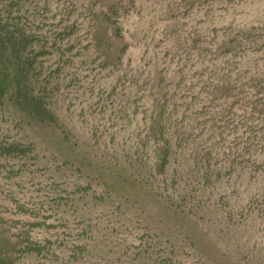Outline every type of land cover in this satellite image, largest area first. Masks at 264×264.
I'll list each match as a JSON object with an SVG mask.
<instances>
[{"label":"rangeland","instance_id":"rangeland-1","mask_svg":"<svg viewBox=\"0 0 264 264\" xmlns=\"http://www.w3.org/2000/svg\"><path fill=\"white\" fill-rule=\"evenodd\" d=\"M0 264H264V0H0Z\"/></svg>","mask_w":264,"mask_h":264},{"label":"trees","instance_id":"trees-1","mask_svg":"<svg viewBox=\"0 0 264 264\" xmlns=\"http://www.w3.org/2000/svg\"><path fill=\"white\" fill-rule=\"evenodd\" d=\"M39 99V98H38ZM34 107H35V109H37V110H43V108L41 107V102H40V100L38 101H36V105H34Z\"/></svg>","mask_w":264,"mask_h":264}]
</instances>
